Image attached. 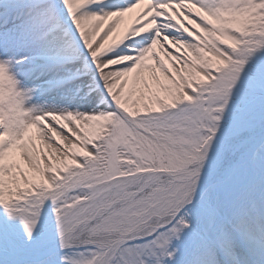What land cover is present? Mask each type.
I'll use <instances>...</instances> for the list:
<instances>
[{
    "label": "snow or ice",
    "instance_id": "snow-or-ice-1",
    "mask_svg": "<svg viewBox=\"0 0 264 264\" xmlns=\"http://www.w3.org/2000/svg\"><path fill=\"white\" fill-rule=\"evenodd\" d=\"M0 264H264V0H0Z\"/></svg>",
    "mask_w": 264,
    "mask_h": 264
}]
</instances>
